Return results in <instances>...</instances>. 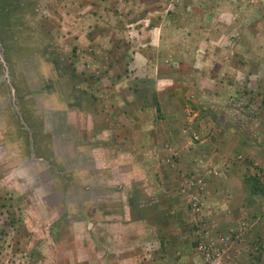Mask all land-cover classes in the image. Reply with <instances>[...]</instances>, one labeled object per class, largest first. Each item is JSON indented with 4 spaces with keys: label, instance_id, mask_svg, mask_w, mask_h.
I'll use <instances>...</instances> for the list:
<instances>
[{
    "label": "rangeland",
    "instance_id": "374dc122",
    "mask_svg": "<svg viewBox=\"0 0 264 264\" xmlns=\"http://www.w3.org/2000/svg\"><path fill=\"white\" fill-rule=\"evenodd\" d=\"M0 42L24 119L0 63V264H111L117 220L134 264H201L202 227L264 264L246 183L264 182V0H0ZM154 68L173 70L161 97ZM88 113L132 154L117 178L95 168Z\"/></svg>",
    "mask_w": 264,
    "mask_h": 264
},
{
    "label": "crops",
    "instance_id": "0c3cea01",
    "mask_svg": "<svg viewBox=\"0 0 264 264\" xmlns=\"http://www.w3.org/2000/svg\"><path fill=\"white\" fill-rule=\"evenodd\" d=\"M160 73L161 74H159V75L157 74L158 76H155V74H156V69L155 68L154 69H151L150 74L148 73V75H150L151 77H153L154 80L156 81L155 88H156V90L158 92L159 97L162 96L161 95L162 93L167 92V89L168 88H166V87H172V85H173V79H174L173 76H172L173 75V70L172 69L169 70L167 68L165 71H162L161 70ZM169 97H171L170 94H169ZM129 98H131V97H129ZM129 98H127V99H129ZM171 100L173 102L174 101L175 102L178 101L177 98L174 100L173 94H172ZM118 102H120V103H118L119 106H123V103H125L126 105L128 104V108L133 111L134 105H132L133 103H131V102H133V100L130 101V100H126L125 99L124 102L123 101H118ZM211 102L214 103L215 100L214 99H211ZM158 107H160V106H158ZM174 108H176L175 103L171 106L170 110H172V109L175 110ZM68 117H69V121L71 122L70 116H68ZM85 117H86V126L85 127H86L87 132H89V134H90V131L94 130V128H95V123H94V121H92L91 115L89 113L86 114ZM74 123H77V121H74ZM111 133L112 132H110L104 126V127H102L99 130V132H96V134H95L96 136H94V135L92 136L94 138L97 137L98 140H99L98 144H101V145L104 146V147H101L100 149H94L93 152H101L102 154H104L105 157H103L102 159L99 160L100 161L99 162L100 164H99L98 167H107V166L112 165L115 169H117V173H115V178H117V176L119 175V170H118L119 166L118 165H121L120 161L122 159H126L127 163L130 164V162H131L130 159L132 158L131 157L132 154L129 153V151H127V153L125 155V154H122V153H118L119 151H117L116 152V155H113V152H110L107 149V147H106V146H109L108 144L111 142V141H109L110 140L109 136L110 135H113ZM142 139H143V141H145V140H146V142L148 141V143L149 142H152V140L150 139V137H148L147 134H146V136H143ZM129 164H128V166L130 168L131 164L130 165ZM129 168L127 169L128 170L127 172H129ZM100 174L101 175L104 174V171L101 170V169H100ZM129 174H130V172L127 173V176L128 177H130ZM78 176H81V174H79ZM107 180L108 179H106L105 181H107ZM120 180H123V178H121ZM225 216H226V221H231V219H230L231 218L230 217L231 215H225ZM117 221H118V223L117 222L115 223V224H117V227L115 226L116 227L115 228V231H116L115 232V235H117L116 236V239L113 240L114 235L113 234H110V237H111L112 241L115 242L113 244V247L111 248V254L112 255H111L110 263L111 264H134V260L132 261L131 259L128 258L129 255L127 254V251L124 252V249H122V245H121V244H124L127 240H130V237L127 239V238H125V235L123 233L119 232V229H120L119 228V225H120L119 222L120 221L119 220H117ZM75 240H77V238ZM119 242H122V243L119 244ZM71 251H72L71 249L62 250V253H64L66 255L67 259H68V264H88V261L85 259V256L86 255L84 254V252H83V254L82 253H80V254H75L74 253V254H72V256L69 257L67 254H69V252H71ZM66 252H67V254H66ZM76 256H78V257H76ZM99 257H103V254H101ZM160 261H161V259H160Z\"/></svg>",
    "mask_w": 264,
    "mask_h": 264
},
{
    "label": "built area",
    "instance_id": "2783aa9c",
    "mask_svg": "<svg viewBox=\"0 0 264 264\" xmlns=\"http://www.w3.org/2000/svg\"><path fill=\"white\" fill-rule=\"evenodd\" d=\"M240 225L242 231L247 229L246 222ZM194 239V246L191 244V247L201 258V264H237L233 253L229 252L228 237L224 234L202 227L195 230Z\"/></svg>",
    "mask_w": 264,
    "mask_h": 264
},
{
    "label": "flooded vegetation",
    "instance_id": "af4514ba",
    "mask_svg": "<svg viewBox=\"0 0 264 264\" xmlns=\"http://www.w3.org/2000/svg\"><path fill=\"white\" fill-rule=\"evenodd\" d=\"M7 15H8V14H7ZM5 21H6V19H4V22H5ZM80 112H81V111H80ZM68 123L70 124V127H72V126H71L72 123H71L69 120H68ZM73 125H74V124H73ZM81 128H83V127H81ZM72 130H73V131H72L73 134L75 135V133H77V132L79 133L80 128H79V126H78L77 124H75V125H74V129L72 128ZM90 132H91V134H92V133H93V134L90 135L89 132H87V130H86V136L88 137V139H89L90 137H91V139H94V143H95L94 149H100L101 147H104L103 145L98 144L99 140H98L97 137H96V138L92 137L93 135L96 136V135H95L96 132H95L94 130H92V131H90ZM76 135H80V134H76ZM79 139H83V141H81V142L86 143L84 137L81 136V138H79ZM75 140H76V137H75ZM75 140H74V141H75ZM74 141H73V142H74ZM110 141H111V140H110ZM75 142H77V143H75ZM75 142H74L73 145H72V151H73L72 154H73V155H75V154L77 153V152H76V151H77V144H79V145L82 144V143H79V141H77V140H76ZM86 144H87V145H90L89 143H86ZM111 144H113L112 141H111L108 145H111ZM88 147H90V146H88ZM106 147H107V149H108L110 152H113V155H116L117 150H114V148H113V147H110V146H106ZM94 149H93V150H94ZM92 153H94V154H93V155H94L93 157L96 158V159H95V161H96V167H95V168H97V169L99 170V172H100V169H101V170H103L106 174L110 173L111 178H113V177L115 176V173H117V169H115L112 165H110L111 167H110V166H107V167H98L99 164H100V163H99V160L102 159V158L105 157V156H104V154H102L101 152H93V151H92ZM99 153H100V154H99ZM126 153H127V152H126ZM97 154L99 155V157H98ZM96 156H97V157H96ZM102 168H103V169H102ZM82 171H83V170L80 169V170L77 171V173H78V174H81V176H82ZM96 175H98V174H96ZM99 175H101V174L99 173ZM83 176H84V175H83ZM62 250H64V249H61L60 252H62Z\"/></svg>",
    "mask_w": 264,
    "mask_h": 264
},
{
    "label": "water",
    "instance_id": "95a60500",
    "mask_svg": "<svg viewBox=\"0 0 264 264\" xmlns=\"http://www.w3.org/2000/svg\"><path fill=\"white\" fill-rule=\"evenodd\" d=\"M0 63L2 65V67H3L2 68L3 75H2L1 79L7 81V85L9 87V89H10V94H11V97H12L13 104H14L15 109L17 110V112H18V114L20 116L21 122L24 124V119H23L22 115L19 113L18 108H17V106L15 104V97H16L15 96V94H16L15 92L16 91H15V88H14L12 82H11V78L9 77V74H8V65H7L6 59L4 58V55H3V48H2V43L1 42H0ZM30 142H31V146H32L33 139H32L31 136H30Z\"/></svg>",
    "mask_w": 264,
    "mask_h": 264
},
{
    "label": "trees",
    "instance_id": "16d2710c",
    "mask_svg": "<svg viewBox=\"0 0 264 264\" xmlns=\"http://www.w3.org/2000/svg\"><path fill=\"white\" fill-rule=\"evenodd\" d=\"M246 183L250 185L251 191L253 193H261L264 195V182H261L259 178L251 177L246 181Z\"/></svg>",
    "mask_w": 264,
    "mask_h": 264
}]
</instances>
